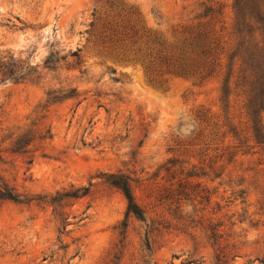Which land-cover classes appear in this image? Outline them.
I'll return each instance as SVG.
<instances>
[{
  "label": "rangeland",
  "instance_id": "obj_1",
  "mask_svg": "<svg viewBox=\"0 0 264 264\" xmlns=\"http://www.w3.org/2000/svg\"><path fill=\"white\" fill-rule=\"evenodd\" d=\"M232 2L0 0V55L33 67L25 80L0 79V149L12 132L35 137L28 154L2 153L0 175L40 197L0 200V264H264V152L230 155L234 140L222 137L229 122L253 145L243 96L222 101L220 76L159 74L125 47L97 45L117 12L135 11L132 18L172 42L171 26L210 4L219 8L210 26L229 47ZM51 50L59 59L48 68ZM73 89L36 113L47 91ZM116 172L131 179L146 220L128 214L122 191L106 181ZM79 187L89 191L58 194Z\"/></svg>",
  "mask_w": 264,
  "mask_h": 264
},
{
  "label": "trees",
  "instance_id": "obj_2",
  "mask_svg": "<svg viewBox=\"0 0 264 264\" xmlns=\"http://www.w3.org/2000/svg\"><path fill=\"white\" fill-rule=\"evenodd\" d=\"M232 10L229 30L232 41L229 47L219 44L215 31L210 26L212 18L219 12L218 7L210 4L204 5L202 11L193 16L195 20L171 26L169 32L174 37L172 42L145 27L138 17L132 18L130 15L135 11H130L127 17H122L117 12L119 20L103 25L97 45L103 49L106 47L109 51L124 50L125 47L132 52L133 57L141 59L148 70L154 69L159 74L199 81L220 76V100L225 101L231 94L243 96L246 124L253 142L249 146L248 139L241 136L243 130L225 122L223 125L226 130L222 137L230 136L234 140L233 145L225 147L228 149L227 153L236 155L240 151L247 152L243 151V147H257L264 152V0H233ZM56 53L54 50L49 51L43 61L44 66L53 67L59 59ZM71 54L78 58V48L72 50ZM32 68L28 62L11 53L0 55V79L3 82L25 80ZM73 94L74 89L64 94H60L59 90L47 91L46 98L37 106L36 113L46 111L52 103ZM30 132L31 130H27L15 136V132H12L11 136L3 139L1 142L8 140L10 146L0 149V162H5L3 152L12 155L28 154L29 145L35 140L34 136L30 137ZM48 135L50 130L40 131L38 139L45 140L50 137ZM31 161L32 159L29 163ZM106 181L122 191L127 200L128 214L132 213L138 219L146 220L144 210L135 201L131 179L127 175L120 172L109 173ZM88 191V187H79L58 194L66 198H78ZM35 199L40 197L21 194L0 175V200L28 203ZM44 201L60 206L58 202L61 200L46 196ZM220 225L221 223L216 224L218 227ZM223 249H219L218 262H222L225 257Z\"/></svg>",
  "mask_w": 264,
  "mask_h": 264
}]
</instances>
